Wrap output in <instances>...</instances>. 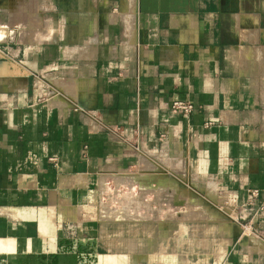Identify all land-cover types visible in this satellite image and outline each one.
<instances>
[{
	"label": "crops",
	"instance_id": "1",
	"mask_svg": "<svg viewBox=\"0 0 264 264\" xmlns=\"http://www.w3.org/2000/svg\"><path fill=\"white\" fill-rule=\"evenodd\" d=\"M150 175L195 199L117 247ZM261 205L264 0H0V264H264Z\"/></svg>",
	"mask_w": 264,
	"mask_h": 264
},
{
	"label": "rangeland",
	"instance_id": "2",
	"mask_svg": "<svg viewBox=\"0 0 264 264\" xmlns=\"http://www.w3.org/2000/svg\"><path fill=\"white\" fill-rule=\"evenodd\" d=\"M144 166L149 169L148 171H184L182 164L172 160ZM140 170L139 168L134 171ZM117 176H123V174ZM147 177V185L137 180L126 188L124 184H121V178H117L116 181L110 180L108 186L104 188L103 203L107 207L114 208L112 215L117 220L110 234V242L117 247H136L139 240L135 237L153 229L151 225L142 224L143 221L154 216L172 215L176 210L174 206L178 208L179 202L180 210L183 211L189 200L195 199L194 193L189 191L186 184L184 185L187 181L183 177L180 183H178V177H172V175L145 176ZM142 186H145L146 191H142ZM200 210L203 209L200 208Z\"/></svg>",
	"mask_w": 264,
	"mask_h": 264
},
{
	"label": "built area",
	"instance_id": "3",
	"mask_svg": "<svg viewBox=\"0 0 264 264\" xmlns=\"http://www.w3.org/2000/svg\"><path fill=\"white\" fill-rule=\"evenodd\" d=\"M3 27V26H2ZM172 110L176 111L178 113H182L184 115H188L194 110V105L190 101H182V100H176L172 103ZM164 134L162 133L161 136ZM252 195H256L258 193L257 189H253L251 191ZM261 209H264V206L261 205ZM250 224L247 225V228H250Z\"/></svg>",
	"mask_w": 264,
	"mask_h": 264
},
{
	"label": "bare ground",
	"instance_id": "4",
	"mask_svg": "<svg viewBox=\"0 0 264 264\" xmlns=\"http://www.w3.org/2000/svg\"><path fill=\"white\" fill-rule=\"evenodd\" d=\"M2 37V36H1Z\"/></svg>",
	"mask_w": 264,
	"mask_h": 264
}]
</instances>
